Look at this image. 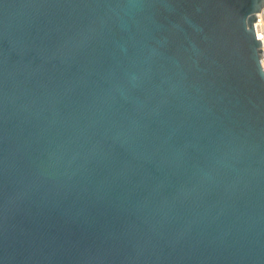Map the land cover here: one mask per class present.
Instances as JSON below:
<instances>
[{"label": "water", "instance_id": "obj_1", "mask_svg": "<svg viewBox=\"0 0 264 264\" xmlns=\"http://www.w3.org/2000/svg\"><path fill=\"white\" fill-rule=\"evenodd\" d=\"M264 0H0V264H264Z\"/></svg>", "mask_w": 264, "mask_h": 264}, {"label": "bare ground", "instance_id": "obj_2", "mask_svg": "<svg viewBox=\"0 0 264 264\" xmlns=\"http://www.w3.org/2000/svg\"><path fill=\"white\" fill-rule=\"evenodd\" d=\"M264 14V8L260 11V13L256 16V22L254 23L255 34L259 40H261V50H262V58H261V66L264 70V22L262 19V15Z\"/></svg>", "mask_w": 264, "mask_h": 264}, {"label": "built area", "instance_id": "obj_3", "mask_svg": "<svg viewBox=\"0 0 264 264\" xmlns=\"http://www.w3.org/2000/svg\"><path fill=\"white\" fill-rule=\"evenodd\" d=\"M264 17V16H263ZM263 17H262V19H263ZM262 58V57H261ZM260 64H261V59H260ZM262 67V66H261ZM263 69V68H262Z\"/></svg>", "mask_w": 264, "mask_h": 264}, {"label": "rangeland", "instance_id": "obj_4", "mask_svg": "<svg viewBox=\"0 0 264 264\" xmlns=\"http://www.w3.org/2000/svg\"><path fill=\"white\" fill-rule=\"evenodd\" d=\"M264 16V14L262 15V17ZM263 22H264V17H263Z\"/></svg>", "mask_w": 264, "mask_h": 264}]
</instances>
